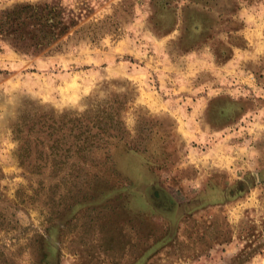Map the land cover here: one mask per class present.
Masks as SVG:
<instances>
[{
  "label": "rangeland",
  "instance_id": "rangeland-1",
  "mask_svg": "<svg viewBox=\"0 0 264 264\" xmlns=\"http://www.w3.org/2000/svg\"><path fill=\"white\" fill-rule=\"evenodd\" d=\"M0 264H264V0H0Z\"/></svg>",
  "mask_w": 264,
  "mask_h": 264
},
{
  "label": "trees",
  "instance_id": "trees-1",
  "mask_svg": "<svg viewBox=\"0 0 264 264\" xmlns=\"http://www.w3.org/2000/svg\"><path fill=\"white\" fill-rule=\"evenodd\" d=\"M24 7H26V10H29V5H25ZM21 12L22 11H20L19 13H12V14H8V13H6V18H9V19H12V20H17L16 21V24H20L21 23V21L19 20L20 19V14H21ZM15 31H16V28H15ZM169 204H168V207H170V208H172V206L174 205V202L173 201H171L170 200V202H168ZM158 207V210H160L161 212H163L162 210V208L160 207V206H157ZM170 208H168L167 210H170Z\"/></svg>",
  "mask_w": 264,
  "mask_h": 264
}]
</instances>
